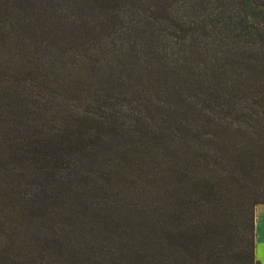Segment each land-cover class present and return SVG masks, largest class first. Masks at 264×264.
I'll list each match as a JSON object with an SVG mask.
<instances>
[{
    "label": "trees",
    "instance_id": "1",
    "mask_svg": "<svg viewBox=\"0 0 264 264\" xmlns=\"http://www.w3.org/2000/svg\"><path fill=\"white\" fill-rule=\"evenodd\" d=\"M264 0H0V264H261Z\"/></svg>",
    "mask_w": 264,
    "mask_h": 264
},
{
    "label": "crops",
    "instance_id": "2",
    "mask_svg": "<svg viewBox=\"0 0 264 264\" xmlns=\"http://www.w3.org/2000/svg\"><path fill=\"white\" fill-rule=\"evenodd\" d=\"M255 256L264 264V204H259L255 209Z\"/></svg>",
    "mask_w": 264,
    "mask_h": 264
}]
</instances>
